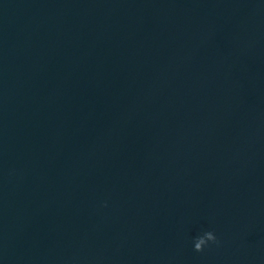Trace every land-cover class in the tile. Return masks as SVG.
I'll return each mask as SVG.
<instances>
[{
	"label": "water",
	"instance_id": "95a60500",
	"mask_svg": "<svg viewBox=\"0 0 264 264\" xmlns=\"http://www.w3.org/2000/svg\"><path fill=\"white\" fill-rule=\"evenodd\" d=\"M0 264H237L207 0H0Z\"/></svg>",
	"mask_w": 264,
	"mask_h": 264
},
{
	"label": "clouds",
	"instance_id": "9594fccd",
	"mask_svg": "<svg viewBox=\"0 0 264 264\" xmlns=\"http://www.w3.org/2000/svg\"><path fill=\"white\" fill-rule=\"evenodd\" d=\"M218 244L217 237L214 232L208 231L205 232L202 236L198 237L194 241V250L196 252L203 251L204 247L209 243Z\"/></svg>",
	"mask_w": 264,
	"mask_h": 264
}]
</instances>
